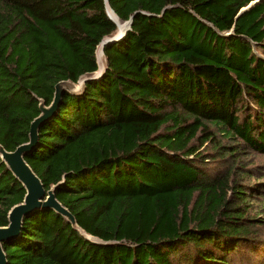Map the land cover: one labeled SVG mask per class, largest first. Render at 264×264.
<instances>
[{
    "label": "trees",
    "instance_id": "16d2710c",
    "mask_svg": "<svg viewBox=\"0 0 264 264\" xmlns=\"http://www.w3.org/2000/svg\"><path fill=\"white\" fill-rule=\"evenodd\" d=\"M253 1L0 0L9 151L29 141L59 81L98 70L97 47L118 28L108 8L133 21L104 46L102 76L63 94L26 155L98 241L37 209L4 243L8 264H264L246 187L264 189L241 182L242 149L264 154V0L241 12ZM25 194L0 157V226Z\"/></svg>",
    "mask_w": 264,
    "mask_h": 264
},
{
    "label": "water",
    "instance_id": "95a60500",
    "mask_svg": "<svg viewBox=\"0 0 264 264\" xmlns=\"http://www.w3.org/2000/svg\"><path fill=\"white\" fill-rule=\"evenodd\" d=\"M108 1V0H106ZM259 0L251 2L247 7L241 10H247ZM110 8L108 12L110 17L116 22L118 28V21L111 15ZM111 10V9H110ZM113 11V10H112ZM114 12V11H113ZM118 17V16H117ZM119 18V17H118ZM120 19V18H119ZM121 20V19H120ZM132 17L129 20L123 21L127 28L124 32L105 36L96 50L98 70L95 72L85 73L81 75L77 82L71 80H62L55 85L54 98L50 105L46 104L44 99H40L39 109L40 114L31 122L29 131V141L20 144L15 150L9 151L0 143V157L6 163L8 169L14 176L23 184L26 194L22 202L15 204L8 213V225L0 226V264H8V255L6 253L4 243L9 242L13 238L20 235L23 222L30 214L37 209L49 208L53 209L60 215L64 216L72 226L78 230L83 236L90 241L97 242L98 239L87 233L77 222L76 216L65 206L57 197V187L59 182L53 185L50 189H46L40 176L34 171L31 165L26 160V155L32 152L39 140V130L41 125L51 118L58 110L65 92L71 94H80L85 90V85L88 80L100 78L106 70V64L100 65L98 59V50L102 46L104 53V46L108 43L118 41L125 32L132 26Z\"/></svg>",
    "mask_w": 264,
    "mask_h": 264
},
{
    "label": "rangeland",
    "instance_id": "374dc122",
    "mask_svg": "<svg viewBox=\"0 0 264 264\" xmlns=\"http://www.w3.org/2000/svg\"><path fill=\"white\" fill-rule=\"evenodd\" d=\"M122 24H124L123 21H122ZM118 29L119 28H117V30ZM98 59H99L100 65L106 64V57L103 53V49L101 53H100V50H98ZM242 151L244 153L241 155V159L243 160V162H245L244 165L246 166V170H250V172L248 175H246L244 179L241 180V182H243L247 186L252 185V186H257V188L264 189V154L253 152L247 149H242ZM206 165L209 167L210 171L216 172L218 170H224L226 166V162L208 161ZM246 190L251 194L250 196V199H251L250 203L252 204L251 214L253 215L257 214V216L262 217L264 221V191L256 192V191L251 190L249 187H246ZM257 211L259 212L257 213ZM260 229L262 232H264V222H263V226Z\"/></svg>",
    "mask_w": 264,
    "mask_h": 264
},
{
    "label": "bare ground",
    "instance_id": "6f19581e",
    "mask_svg": "<svg viewBox=\"0 0 264 264\" xmlns=\"http://www.w3.org/2000/svg\"><path fill=\"white\" fill-rule=\"evenodd\" d=\"M109 11H110L111 15L119 22L118 33L119 32H124L126 30V28H127V25L122 24L121 20H118L119 18H117V16L114 15V12L112 10L109 9ZM99 50H100V53H101L102 52V46H100Z\"/></svg>",
    "mask_w": 264,
    "mask_h": 264
}]
</instances>
